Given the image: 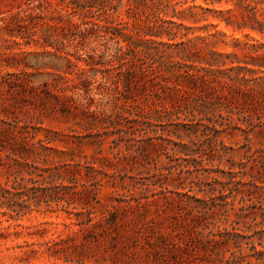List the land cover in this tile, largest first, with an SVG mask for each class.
Masks as SVG:
<instances>
[{"label": "rangeland", "instance_id": "1", "mask_svg": "<svg viewBox=\"0 0 264 264\" xmlns=\"http://www.w3.org/2000/svg\"><path fill=\"white\" fill-rule=\"evenodd\" d=\"M135 2L145 22L159 18L174 22L163 25L160 37H152L157 42L189 39L188 48L201 56L209 57L210 50L234 54L235 57L221 59L225 62L222 69L241 67L254 70L256 76L262 75V68L256 64L264 55V47H260L264 44V33L251 30L250 26L258 28L264 22V0ZM19 4L21 9L27 8L20 0H0V17L8 21ZM131 4L132 0H120L114 17L125 20ZM42 15L46 17L44 22L55 24L60 20L59 24H65L66 17L54 7H44ZM73 20L76 22V18ZM226 20L230 25H226ZM5 39L7 35L0 30V78L20 73L22 67L4 66L7 60L11 62L13 54L41 51L39 47L22 45L20 39H16L20 46ZM157 47L160 51H174ZM62 50L72 53L70 48ZM85 52L78 51V55L85 56ZM243 71L239 77L253 76ZM25 72L29 75L27 90L18 87L8 90L0 85V145L18 147V142L5 130L10 126L21 127L22 132L34 136L32 142L45 136L56 138L48 145L55 150L45 152L49 161L44 166L90 165L94 156L101 155L95 148L81 145L75 136L81 139L89 136V132H101V128L85 130L82 124L86 127L87 123L79 117L65 119L54 114L51 101L41 93L40 82L45 78L37 76L32 68ZM236 74V70H227L222 79L229 82ZM229 83L233 87L238 84ZM256 86L259 92L260 86ZM91 98L95 105L101 96L94 90ZM253 98L262 100L259 93ZM249 103L231 101L225 109L236 113L232 118L242 129L245 125L239 120H247V132L233 129L216 132L214 128L221 130L219 117L207 115L216 122L212 128L207 124V116L195 112L200 126L197 134L181 133L183 145L176 143L179 140L174 135H168L174 129L172 124L181 121L183 115L175 122L164 120V124L141 131L156 139L144 143L138 152L134 147L130 155L123 152L113 156L109 144L104 143L102 155L108 162L102 172L108 177L97 175L102 181L96 192L98 203L92 200L90 203L94 221L117 209L114 229L106 234H101L99 228L90 235L77 232L78 226H67L74 221L73 214L55 207L47 210L44 204L39 211H32L20 220L0 215V264H264V114L252 111ZM94 105L90 110H97ZM120 149L124 150L123 144ZM6 152L0 151V163L13 166ZM6 171L0 166L1 182ZM39 183L42 189L30 194L41 200L61 193L69 199L68 196L81 190L77 187L59 193L48 182L39 179ZM136 201L148 205L137 209ZM206 205L210 208L207 213L201 208ZM68 210L76 212L80 207ZM206 239L213 242L206 243Z\"/></svg>", "mask_w": 264, "mask_h": 264}, {"label": "trees", "instance_id": "2", "mask_svg": "<svg viewBox=\"0 0 264 264\" xmlns=\"http://www.w3.org/2000/svg\"><path fill=\"white\" fill-rule=\"evenodd\" d=\"M132 1L125 20L113 15L120 0H20L26 5L25 10L19 4L8 21L0 17L3 23L0 30L8 37L5 41L20 46L16 41L20 39L24 46L41 48L40 52L13 54L11 62L7 60L4 66L22 69L19 74L2 76L0 85L8 90L17 87L27 90L29 75L25 71L35 69L37 76L45 78L40 82L41 93L51 101L54 114L65 119L79 117L89 127L82 124L85 130L101 128V132H89V136L84 137L89 138L87 141L81 142L84 138L75 136L81 145L93 147L101 155L94 156L90 165L82 167L73 164L70 167L69 164H58L46 167L49 155L45 152L55 150L48 145L57 141L56 138L45 136L32 142L34 136L22 132L21 127L9 125L5 131L18 142V147L0 145V151H7V159L14 163L13 166L0 163L7 168L4 181H0V215L20 220L32 211H39L44 204L47 210L55 207L73 214L74 221L66 225L78 226L77 232L85 231L90 235L95 228H99L101 234H106L114 229L117 209L94 221L90 203L91 200L98 203L96 192L102 181L97 175L108 177L102 172L104 163L108 162V158L102 155L104 143L109 144L108 150L113 156L123 152L130 155L134 147L138 152L144 143H152L156 139L148 136V132L141 134V131L164 124V120L175 122L183 115L182 120L172 124L174 129L168 132L179 140L177 144L183 145L181 133L197 134L200 124L195 119L196 113L219 117L221 130L214 128L216 122H212L209 116L206 118L207 124L216 132L227 129L247 132V120H239L245 125L242 129L238 126L239 122L232 118L236 113L232 109L225 111L231 101L240 100L244 105L250 102L252 111L264 114V55L256 64L262 68L261 76H256L252 69L241 67L222 69L225 62L221 59L235 57L234 54L210 50L209 57L201 56L188 48L189 39L178 43L171 42L172 38L168 39L170 43L157 42L152 37H160L163 25L169 21L159 18L145 22L138 14L135 0ZM46 6L62 12L66 17L65 24H59L60 20L55 24L44 22L46 17L42 15V9ZM226 25H230L228 20ZM250 29L262 34L264 22L258 28L250 26ZM209 36L215 37V34ZM158 45L174 48V51H160ZM65 47L70 48L72 53L62 50ZM78 51H86L85 56L78 55ZM46 58L50 60L45 62ZM227 70L237 71L236 76L228 79L233 84L237 82V87L222 79ZM241 71L253 76L246 78L244 74L239 77ZM256 85L260 86L259 92L255 90ZM94 90L101 96L95 105L91 98ZM257 93L261 95V101L253 98ZM93 105L97 110H90ZM121 144L124 145L123 151ZM96 163L100 166L95 167ZM39 179L48 182L59 193L77 187L81 190L72 193L69 199L61 193L41 200L30 194L32 190L42 189ZM76 205L80 210H68H76ZM147 205L136 201L135 208L145 209ZM201 208L205 213L210 209L207 205ZM205 242L211 243L213 239H206Z\"/></svg>", "mask_w": 264, "mask_h": 264}]
</instances>
